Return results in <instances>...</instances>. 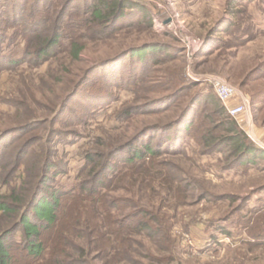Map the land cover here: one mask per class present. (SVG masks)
Listing matches in <instances>:
<instances>
[{
    "label": "rangeland",
    "instance_id": "rangeland-1",
    "mask_svg": "<svg viewBox=\"0 0 264 264\" xmlns=\"http://www.w3.org/2000/svg\"><path fill=\"white\" fill-rule=\"evenodd\" d=\"M67 1L0 0V42L7 40L4 46L7 56L23 59L17 67L8 64L0 67V131L28 121H45L0 141V194H5L8 188H26L32 174L30 168L37 163L46 164L41 170L44 177L50 178L46 188L64 194L59 214L65 213L71 201L68 194L80 183L85 185L91 178L93 182L97 179L94 175H85V171L80 172L85 154L99 155L100 159L96 160L99 164L110 162L109 157L115 155L117 158L111 165L120 167L119 160L124 154L118 156L117 148L132 140L143 128L175 117L188 96L200 94L216 98L212 86L215 78L237 92L231 105L246 103L251 127H238L264 146V0H127L137 3L151 18L149 36L143 26H129L137 15L136 10L125 12L120 19L122 22L113 31L104 33L86 23L89 17L83 10L92 0H73L69 5ZM69 6L72 8L68 17L61 21V13ZM140 21V16L134 20L135 23ZM219 22L215 31L221 32L208 36L202 47L208 31ZM96 31L104 34L96 35ZM55 33L66 38L71 36L73 40L80 37L76 41L83 48L77 60L71 58L67 42L62 48L55 47L49 58L38 59V45ZM150 40L175 50L172 52L175 60H165L156 68L149 66L147 75L156 78L161 75L158 69L181 68L190 89L184 91L177 102H169L165 109L163 105L141 108L145 100L162 97L165 92L130 93L126 85L120 89L105 83L104 80L112 76H117L118 80L121 75L130 76L138 64L129 58L94 70L77 93L66 99L94 63ZM219 55H222L220 60ZM156 59L162 58L158 55ZM109 92L112 97H103ZM65 101L67 106L52 121L57 108ZM205 112H211V107L207 106ZM185 149L184 157L159 158L171 161L176 167L170 173L183 179L184 200L179 202L165 181L160 183V197L134 193L135 190L129 192L130 188H116L111 194L106 193V197L124 203L146 204L147 210L166 214L169 236L174 240L173 248L170 245L174 263L264 264V238L251 236V232L264 226L263 164L227 170L231 160H226L225 149L201 155L190 138L186 140ZM48 166L52 167L49 173L46 172ZM90 167L91 164L88 169ZM109 179L107 176L103 183ZM101 200L98 203L94 199L92 203L86 200V211L75 213L69 209L66 214L76 221L84 218L96 222ZM121 211L123 215L115 216H126L130 210L122 208ZM63 219L42 232V257L36 259L21 248H13L11 264H45L47 257L60 255L62 246L58 245L66 239L62 249L68 261L86 255L93 263L104 264L109 256L105 258L100 251L102 241L97 226L101 228L102 224L86 223L84 227L67 229ZM253 219L257 220L254 226ZM247 221L252 224L250 229ZM130 239L137 252L122 264H156L164 253L155 250L147 239L136 236Z\"/></svg>",
    "mask_w": 264,
    "mask_h": 264
},
{
    "label": "trees",
    "instance_id": "trees-1",
    "mask_svg": "<svg viewBox=\"0 0 264 264\" xmlns=\"http://www.w3.org/2000/svg\"><path fill=\"white\" fill-rule=\"evenodd\" d=\"M71 2L73 0H68L67 5L72 4ZM243 2L245 1L243 0ZM71 8L69 6L68 9L61 13V21L68 17V11ZM134 10H136L137 15L130 20L129 26H143L146 29L147 36H149V32L152 29V20L145 10L141 9L133 1L92 0L88 7H84L83 11L88 14L89 19L86 23L89 27H97L98 31L104 30L103 32L106 33L113 31L114 27L122 22L125 12L132 13ZM137 16H140L141 21L135 23L134 20ZM216 24V27L209 30L204 37L202 47L205 46L208 36L221 32L215 31L220 22ZM28 28L30 27L28 26ZM104 33L97 32L96 35ZM78 38L80 37H76L73 40L71 36L66 38L56 33L53 34L50 39H44L38 45V59L49 58L55 47L62 48L63 43L67 42L66 44L71 49V58L77 60L83 48L76 41ZM3 40L0 42V67L5 64L17 67L23 62V59L14 55L7 56L4 51L7 40ZM172 52H175L174 48L166 47L164 44L153 40L131 45L117 51L94 63L71 89L66 99L77 93L84 80L94 70L111 66L120 59L129 58L130 60H136L138 64L130 72V76L123 77L121 75L120 80H118L117 76H112L109 79H105V83L111 87H121L120 89L126 85L130 93L138 91L143 93L165 92L162 97L154 98L148 102L145 100L146 102L140 105L141 108L147 109L163 105L165 109L169 102H177L181 94L190 89L183 76V71L181 68H168L162 71L158 69L161 75L155 78L149 77L147 70L149 66L154 65L156 68L162 65L165 60L168 62L175 60ZM27 54H29L28 51ZM158 55L162 59H156ZM221 56L219 55L218 58ZM221 61H224V59L221 58ZM156 71L157 69H154V72ZM103 97H112V95L109 92ZM215 97H210L209 95L202 97L200 94L190 95L182 103V107L175 117L143 128L132 140L117 148L116 154L119 153L118 156H120V153L124 154L119 160L120 167L111 165V162L117 158L115 155L109 157L110 162L106 161V163L99 164L96 163V160L100 159L99 155L85 154L83 156L84 165L80 172L85 171V175H94L97 179L93 182L91 178L85 185L80 183L77 189H73L68 194V199L71 201L63 214H59V210L64 194L55 190L48 191L46 188L47 182L50 180V178L44 177L42 172L46 164L37 163L33 165L30 168L32 174L28 177L29 181L26 182V188H8L5 194H0V264H11L13 248H21L27 255L36 259L42 257L44 254V249L40 242L42 232L56 226L62 217H64L63 221L67 229L84 227L83 225L86 223H89L90 226L91 224L95 225V223L97 225V222L102 224L101 228L97 226V229L100 230L99 235L102 241L100 251L105 258L109 256L108 259H104V264L128 262L130 256L137 252L130 239L131 236L147 239L155 247V250L156 248L163 250L164 253L156 264H179L174 263L175 258L171 255L174 240L169 236L170 224L166 214L153 213L147 210L146 204L138 205L135 201L124 203L123 201L106 197L105 194H111L116 188L117 190L130 188L129 192L135 190L134 193H150L155 197H160V193H162L160 183L165 181L171 192L175 194V198L179 202L184 200L185 196L181 193V191H185L181 185L183 179L170 173L172 168L175 169L176 167H173L171 161L159 158L162 156L174 159L184 157L186 154L185 143L188 138L193 140L195 146L198 147V153L201 155H211L225 149L228 152L226 160H231L227 170L236 167L246 168L259 162L263 164L262 168H264V150L254 144L246 133L239 129L235 120L227 114L225 107L216 95ZM251 105L254 107L255 100L251 102ZM66 106L65 101L62 106L57 108L51 120L57 119ZM207 106L211 107V112H205ZM44 122V120H33L19 127L4 129L0 131V141L10 134L28 130ZM90 164L91 167L88 169ZM46 168L47 173L52 170L51 166ZM98 168H100V172H98ZM33 170L35 171L33 172ZM107 176H110L109 181L103 183ZM188 186L190 187V184ZM92 198L97 203L103 199V203L98 207V212L96 211L98 215L96 222L93 221L91 223L84 218L76 221L75 217H70V215L66 214L69 209L74 210L75 213L86 211L88 205L85 201L90 200L92 203L94 202ZM122 208L130 210L128 215L116 217L115 214L123 215ZM255 221L257 220L253 219V226L256 224ZM250 224L251 222L247 221V228L252 225ZM249 229L247 230L248 232L250 231ZM253 230H255L254 227ZM16 236L18 237L17 239ZM251 236L256 239L264 238V226H261L256 232H251ZM66 242L67 239L58 245V247L62 246L61 251L59 250L60 255H55V257L51 255L53 259L49 256L44 263L95 264L91 259L85 257L86 255H81L80 258L68 261L67 254L62 249L65 247ZM170 245L172 248H170ZM78 249L82 250L79 247Z\"/></svg>",
    "mask_w": 264,
    "mask_h": 264
},
{
    "label": "built area",
    "instance_id": "built-area-1",
    "mask_svg": "<svg viewBox=\"0 0 264 264\" xmlns=\"http://www.w3.org/2000/svg\"><path fill=\"white\" fill-rule=\"evenodd\" d=\"M212 86L215 95L225 107L228 115L235 120L236 124L241 128L243 126L251 127L250 115L246 103L231 105L232 100L237 96L235 89L223 80L217 78L212 80ZM247 136L254 144L264 150V146H261L254 137L249 134Z\"/></svg>",
    "mask_w": 264,
    "mask_h": 264
}]
</instances>
